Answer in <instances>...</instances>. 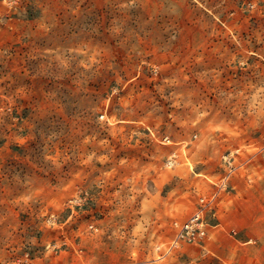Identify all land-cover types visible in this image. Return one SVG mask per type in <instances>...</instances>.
<instances>
[{
  "label": "rangeland",
  "instance_id": "rangeland-1",
  "mask_svg": "<svg viewBox=\"0 0 264 264\" xmlns=\"http://www.w3.org/2000/svg\"><path fill=\"white\" fill-rule=\"evenodd\" d=\"M0 264H264V0H0Z\"/></svg>",
  "mask_w": 264,
  "mask_h": 264
},
{
  "label": "built area",
  "instance_id": "built-area-1",
  "mask_svg": "<svg viewBox=\"0 0 264 264\" xmlns=\"http://www.w3.org/2000/svg\"><path fill=\"white\" fill-rule=\"evenodd\" d=\"M215 203L216 195L200 199L197 211L181 225L176 238L177 243L201 244L208 237L209 229L214 228L208 222V212H215Z\"/></svg>",
  "mask_w": 264,
  "mask_h": 264
}]
</instances>
